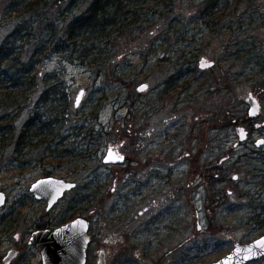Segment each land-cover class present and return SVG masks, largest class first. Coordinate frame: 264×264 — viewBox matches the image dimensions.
Returning <instances> with one entry per match:
<instances>
[{"label":"rangeland","instance_id":"obj_1","mask_svg":"<svg viewBox=\"0 0 264 264\" xmlns=\"http://www.w3.org/2000/svg\"><path fill=\"white\" fill-rule=\"evenodd\" d=\"M14 1L0 0V45L21 29L26 42L12 47L28 70L38 49L63 44L62 19L43 6L56 9L55 0H19L29 8L11 13ZM77 1L85 7L87 0ZM205 1L170 0L163 15L153 11L156 2L138 6V15L98 45L101 59L92 66L79 58V43L36 66L41 77L56 71L69 95L65 126L50 148L32 140L26 155L15 152L35 102L0 109V117L13 119L1 124L14 127L0 149V192L8 199L0 213V264L9 248L22 245L12 264H43L27 241L46 208L26 196L48 170L43 163H60L58 175L78 185L51 216L63 220L59 213L77 200V213L91 222L88 264L98 263L100 249L107 264H211L238 240L264 234V142L257 145L264 140V0H219L211 27L200 18ZM203 58L215 65L201 69ZM250 95L261 106L252 129ZM241 127L249 130L244 141ZM90 128L95 137L76 138ZM110 147L128 164L104 163Z\"/></svg>","mask_w":264,"mask_h":264},{"label":"trees","instance_id":"obj_2","mask_svg":"<svg viewBox=\"0 0 264 264\" xmlns=\"http://www.w3.org/2000/svg\"><path fill=\"white\" fill-rule=\"evenodd\" d=\"M23 2L15 0L9 11L11 13L25 11L29 7L26 4L24 6ZM64 2L65 0H55L53 6L56 5V9L47 2L43 4L51 14L61 16L63 31L60 32L64 38L63 44H58L49 53L46 52V48L38 49L30 56L32 65L28 70L25 69L22 51L18 50L19 47H12L13 42L15 45L19 41L26 42L21 35V29L16 28L0 45V109L18 111L21 105H27L31 101L36 104L32 111L33 116L18 137L17 146L20 149L30 145L32 140H36L34 143L36 145H53L54 138L61 135L59 131L65 126V115L69 113V95L64 82L57 77V72L53 71L41 77L35 70L36 66L43 65L50 55L69 51L71 46L74 47L78 43L80 48L76 52L79 53V58L90 60L92 66L101 59L98 56L101 53L98 45L111 41L115 31H120L126 22L138 15L136 10L138 6L156 2L154 5L158 8L152 10L163 15L164 10L173 5L170 0H87L84 3L85 7H82L78 1L71 0L68 7L61 8L60 4ZM202 4L203 6L199 8L200 18L211 27L213 22L210 18L212 19L219 10V0H206ZM100 71L102 70L99 69ZM5 120L13 121L10 115L0 117V149L10 144V141L7 143V140H10L7 133L14 129L11 122L9 125H2L1 122ZM54 127L58 128V132L55 133ZM84 133L91 139L98 134L94 128H90L84 132H77L76 138ZM46 135L54 136L48 139Z\"/></svg>","mask_w":264,"mask_h":264},{"label":"water","instance_id":"obj_3","mask_svg":"<svg viewBox=\"0 0 264 264\" xmlns=\"http://www.w3.org/2000/svg\"><path fill=\"white\" fill-rule=\"evenodd\" d=\"M201 69H209L215 65V62L205 58L200 60ZM149 88L148 84L139 86V92H145ZM85 90L79 94L75 105L78 107L82 102ZM249 103L248 114L254 119L259 116L261 106L253 97L247 99ZM242 141L247 138V130L245 127L239 129ZM264 140L260 139L257 145L263 144ZM104 163L122 164L124 163V155L119 150L116 152L112 147L107 151ZM76 187L75 183L44 179L39 180L33 186L32 192L37 194L40 199H46L49 206H52L62 196L66 190ZM5 193L0 194V208L5 202ZM35 247L40 251L43 264H88V251L92 238L90 235V223L86 219L78 218V220L67 223L58 227L56 230L37 231L32 236ZM12 256H8L5 261L8 263ZM264 258V234L259 238L249 242L238 240L228 252V255L218 259L211 264H250L252 261H259ZM97 264H107L105 251H101Z\"/></svg>","mask_w":264,"mask_h":264},{"label":"flooded vegetation","instance_id":"obj_4","mask_svg":"<svg viewBox=\"0 0 264 264\" xmlns=\"http://www.w3.org/2000/svg\"><path fill=\"white\" fill-rule=\"evenodd\" d=\"M246 121H247L246 123L248 124L249 127L253 126V119L252 118L249 117L248 120H246ZM251 129H252V127H251ZM246 130H247V135H248L249 134V130L247 128H246ZM248 137H249V135L247 136V138ZM17 142H18V140H17ZM37 146H39V145H37ZM50 146H52V145L42 144V145L39 146V148L40 149H48V148H50ZM32 147H33V145L32 146L31 145H27L23 149H20L19 147H16L15 148V152L18 155H21L22 154V156H23V155H26L25 153H28V152H25L24 150L26 148H29V149L31 148L32 149ZM113 149L116 152L119 150L118 148L117 149L113 148ZM50 154H54V153H50ZM47 157H48V155H47ZM21 158L17 156V158H15V159L21 160ZM124 164H128V158H126V156H124V163L121 164V165H124ZM42 166H45L48 170H46L44 172V174H43V176L41 178L37 179L36 181H34L29 186V189H28L29 193L26 195V196H28L30 198H33V200L35 199L36 201L41 202L42 205H44V208H46V213L45 214H43L42 216L36 217V221H35L34 228L33 229H30L31 231L29 233V237H28V241H27V244L33 246L36 249V251H38V249L35 247V245H34V243L32 241V236L37 231H46V230H52V231H54V230H56L60 226L67 225V223H69V222L78 220V218L86 219L85 217H83V215H80V214L77 213L78 210H81L82 209V207H79L78 204H76L77 203V200L71 201L70 202V205L66 206L67 208H64V210H62L59 213L60 216H63V218H64L63 220H61V219H59V218H57L55 216L54 217L51 216L52 212L56 210V207L62 206V203H64L63 201L66 199V194L69 193V192L74 191L78 185H77V183H75L74 181L70 180L69 178H64V176L62 175V173H60L58 175V172H62V170H63L62 169V165L60 163H56L54 165H51L52 167L50 165H48V164L43 163ZM173 172H174V170H171V173L168 176H163V177H165V178H167V177L168 178H171L172 175H173ZM44 179H54V180L56 179V180H62L64 182L67 181V182L75 183L76 184V187L72 188L71 190H66L62 194V196L56 201V203L54 205L49 206V203H48V201L46 199L45 200L44 199H40V198L37 197V194H35V193L32 192V189H33L34 184L36 182H38L39 180H44ZM206 179H208V177H206ZM208 184H209V181H208ZM2 192L5 193V191L2 190L0 192V194ZM193 193L194 192H192V196H193ZM23 196L26 197L25 195H23ZM192 196H191V198H192ZM5 199L6 200H5L4 204H3V206L0 208V213H1V211H3V208L8 203V199L6 197V194H5ZM87 221H89V223H90V230H91V222H90V220H87ZM16 238H19V236L16 235ZM22 248H23V245L20 246V247H15V248L12 247V248H9L7 250V254L1 258L2 262L4 264L5 263L6 264H12L16 260V258L20 257ZM100 251H105L106 258H107V256H108L107 250L106 249H100ZM38 252H39V254L41 256L40 251H38ZM88 253H89V251H88ZM8 256L9 257L12 256V257H11V260L7 263L5 261V259ZM41 262H42V257H41Z\"/></svg>","mask_w":264,"mask_h":264}]
</instances>
